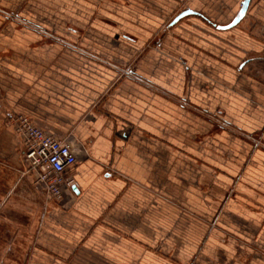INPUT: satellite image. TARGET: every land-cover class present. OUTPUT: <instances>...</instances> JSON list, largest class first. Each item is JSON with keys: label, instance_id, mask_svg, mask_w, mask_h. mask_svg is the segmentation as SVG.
<instances>
[{"label": "crops", "instance_id": "crops-1", "mask_svg": "<svg viewBox=\"0 0 264 264\" xmlns=\"http://www.w3.org/2000/svg\"><path fill=\"white\" fill-rule=\"evenodd\" d=\"M243 1L0 0V264H264V143L230 131L264 134V0ZM134 35L160 49L135 60ZM17 112L76 156L59 202Z\"/></svg>", "mask_w": 264, "mask_h": 264}, {"label": "built area", "instance_id": "built-area-1", "mask_svg": "<svg viewBox=\"0 0 264 264\" xmlns=\"http://www.w3.org/2000/svg\"><path fill=\"white\" fill-rule=\"evenodd\" d=\"M10 117L27 161L25 173L33 175L34 188L58 202L63 200L67 189L75 186L74 177L68 174L76 164L70 145L44 130L27 115L16 113Z\"/></svg>", "mask_w": 264, "mask_h": 264}, {"label": "rangeland", "instance_id": "rangeland-1", "mask_svg": "<svg viewBox=\"0 0 264 264\" xmlns=\"http://www.w3.org/2000/svg\"><path fill=\"white\" fill-rule=\"evenodd\" d=\"M70 1H74V4L77 6L78 5V0H70ZM185 0H182V2H184ZM80 2V1H79ZM46 5H48V8H49V5H50V3H46ZM138 8H137V10H138V12H140V8L139 7H141V6H137ZM24 13H26V14H28L29 13V10H26V8H23V9H21ZM47 11H49V13L48 12H45V15L43 14V13H41V14H43V15H40L39 16V14L37 15V18L38 19H42V20H44L45 22H48V20H49V18H50V15H51V13H53V14H57L60 18H61V13L59 12V11H55V10H52V9H46ZM90 10H92V9H90ZM89 10V11H90ZM0 14L1 15H5V16H8V17H10V18H14V17H16V18H18L19 16L16 14V13H14V12H11V11H8V10H5V9H0ZM93 14H94V16L96 17L97 16V9L93 12ZM35 15V14H34ZM33 16V15H32ZM36 17V16H35ZM20 18V17H19ZM25 24H23V23H21V25L20 26H26V27H31V28H36L37 26H35L34 24H28V23H26L25 21H23ZM37 29V28H36ZM264 29V28H263ZM133 38L135 39V42L133 43V44H131V45H133V49L137 52V55H135V60L139 57L138 56V54L139 53H141V51H143L145 48H147V47H151V48H155L156 50H158V49H160L158 46H155L156 44V40H157V37L155 38V39H153L152 41H149V42H146V43H144L143 44V40H142V38H141V36H139V35H134L133 36ZM119 44H123L122 43V41H119L118 42ZM228 87V86H227ZM230 88V87H229ZM248 99V98H247ZM253 104H254V102H255V100L253 99L252 101H251ZM18 114H24V113H22V112H17ZM14 114H16V113H14ZM13 114V115H14ZM24 115H26V114H24ZM28 116V115H27ZM30 117V116H29ZM31 118V117H30ZM6 123L9 125V126H11L12 128H13V130H14V127H13V125H12V118L11 117H9V118H7V120H6ZM216 131V130H215ZM230 131L232 132V133H234V134H236V135H238V136H241L242 138H246L247 140H249V141H251L252 139H254V138H256L257 139V141L258 142H260V143H264V134H260V135H257V136H253V135H251L250 133H248V132H246L245 130H241V131H239V130H237V128L236 127H232V128H230ZM242 133V134H241ZM243 133H244V135H243ZM250 136V139H248L249 137H248V135ZM260 137H262L261 139H260ZM252 138V139H251ZM75 180V179H74ZM75 185H76V181H75ZM55 202H56V200H54ZM23 252H24V255H25V253H26V256H25V258H24V261H27L28 260V257H29V254H30V247L28 246V247H26L25 248V250H23ZM24 257V256H23ZM24 261H23V264H24Z\"/></svg>", "mask_w": 264, "mask_h": 264}, {"label": "water", "instance_id": "water-1", "mask_svg": "<svg viewBox=\"0 0 264 264\" xmlns=\"http://www.w3.org/2000/svg\"><path fill=\"white\" fill-rule=\"evenodd\" d=\"M249 3H250V0H244L243 1V3H242V9H241V15H240V18H242L244 15H245V13H246V11H247V9H248V6H249ZM192 11L191 10H187V11H184L183 13H181L180 14V16H183V15H185V14H189V13H191ZM179 16V17H180ZM240 18H236L235 20H233V22H231L230 24H228V25H226V26H220L221 28H230V27H232V26H234L237 22H239L240 21Z\"/></svg>", "mask_w": 264, "mask_h": 264}]
</instances>
